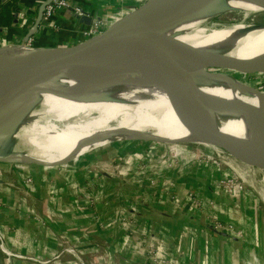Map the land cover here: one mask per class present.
Instances as JSON below:
<instances>
[{"label": "crops", "instance_id": "obj_1", "mask_svg": "<svg viewBox=\"0 0 264 264\" xmlns=\"http://www.w3.org/2000/svg\"><path fill=\"white\" fill-rule=\"evenodd\" d=\"M40 1L18 0V6L25 14L20 20L29 25ZM68 1L79 3L93 16L111 11L123 3H132V0ZM53 20L57 24L56 29L41 22L40 30L33 36L34 42L45 44L63 38L73 39L90 26L76 22L71 7L57 9ZM3 27L0 42L5 43L21 38V29L25 26L22 28L11 22ZM181 150L184 153L179 154L182 170L171 172L168 168L161 174L153 167L144 168L145 171L142 170L136 179L131 180L132 183L126 185H117L111 172H105L101 166H92L93 161H110L104 158L106 153L102 150L85 154L60 168L43 166L39 170L40 180L35 179L27 187L30 192L28 202L33 212L19 201L18 197L22 195H15L16 188L0 189L3 243L28 254L57 256L55 260L47 258L41 262L47 264H56L55 261L65 253V244H72L76 252L90 253L91 256L102 245L110 249L114 247L121 257L136 264H160V261L158 263L143 254L146 246L152 247L168 264H244L253 254L258 256L260 264H264V210L258 209L256 199L247 192L225 194L216 178L225 173L224 170L211 161L189 159V148ZM209 150L213 151L210 147ZM22 169L17 171L22 172ZM27 169L30 175L37 173L31 166ZM20 172L16 176L21 175ZM37 207L46 213L44 228L33 224L36 219L34 212L38 211L34 208ZM121 207L123 214L133 213L138 220L136 234L145 238L141 250L134 245L130 247L124 238L123 224L119 225L113 217ZM214 219L230 222L242 234L229 236L224 231H215L211 226ZM14 223H22L25 228L11 230ZM29 224H33L31 231L26 228ZM2 261L11 264L4 259ZM27 262L22 258L12 261L13 264Z\"/></svg>", "mask_w": 264, "mask_h": 264}, {"label": "bare ground", "instance_id": "obj_2", "mask_svg": "<svg viewBox=\"0 0 264 264\" xmlns=\"http://www.w3.org/2000/svg\"><path fill=\"white\" fill-rule=\"evenodd\" d=\"M230 10H242V17L231 22H211L214 13ZM258 10H264L263 0H209L194 7L189 15L154 32L188 42L214 56L246 63L252 58L264 57V24L249 27L243 24L249 12ZM27 50L25 45L8 44L0 48V60ZM180 57L188 68L189 77L188 80L182 74V89L197 112L218 132L234 141L246 146V143L264 146V90L258 93L259 88L250 87L225 71L200 73L198 63L184 54ZM160 65L157 58L148 67L134 70L90 58L54 83L29 92L22 98L20 107L4 119L8 124L13 118L8 131L28 146L27 152H19L15 158L55 165L118 137L205 144L184 124L171 102L151 103L155 100L153 97L168 94L162 70L159 69L160 73L156 70ZM204 78L223 82L228 93L205 89ZM233 102L250 106L217 119L216 109ZM214 117L216 120H212ZM47 144L56 147L45 158L35 150ZM64 146L74 149L67 152ZM34 147L35 150L30 149ZM251 148L262 152V149ZM241 164L248 169L253 167Z\"/></svg>", "mask_w": 264, "mask_h": 264}, {"label": "water", "instance_id": "obj_3", "mask_svg": "<svg viewBox=\"0 0 264 264\" xmlns=\"http://www.w3.org/2000/svg\"><path fill=\"white\" fill-rule=\"evenodd\" d=\"M49 1L41 0L37 4L36 15L29 25L20 20V18H24L25 14L21 12L18 0L16 1L17 7L11 12L12 22L22 28L25 26L21 29V42L10 41L1 44L0 48L11 44L25 45L28 50L11 58L0 60V128L3 129L9 124L11 125L13 118L8 124L4 119L20 107L22 98L26 94L39 87L54 83L64 73L86 64L90 58L106 65L129 67L134 70L148 67L157 58H160L161 65L156 70L157 72L160 71L159 69L162 70L160 72L169 99L189 130L235 172L244 173L251 178L264 179V153L218 132L189 103L182 89L181 77L183 74L186 78L188 68L180 54H184L198 63V71L204 74L211 70L231 71L232 75L264 73V57L252 58L243 63L236 58L214 56L212 52L188 42L170 36L158 35L154 32L156 28L189 15L194 7L209 0H144L138 5H130L124 14L100 31L45 44H37L33 40L28 43V39L40 30L43 10ZM2 2L3 0L0 4ZM74 3L80 6L79 3ZM81 8V13L74 12L76 22L91 24L93 15L83 7ZM243 24L249 27L264 24V21H245ZM3 29L5 28L0 25V33ZM187 78L189 80L188 76ZM253 88L257 89L254 86ZM194 90L197 91L195 88ZM257 91L259 93L262 89H257ZM249 106V104L233 102L222 109H216L215 113L218 114L219 118L217 119L220 120L221 117H227ZM212 120H216V118L214 117ZM11 157L12 155L0 154V160H7ZM241 163L253 167L248 169Z\"/></svg>", "mask_w": 264, "mask_h": 264}, {"label": "rangeland", "instance_id": "obj_4", "mask_svg": "<svg viewBox=\"0 0 264 264\" xmlns=\"http://www.w3.org/2000/svg\"><path fill=\"white\" fill-rule=\"evenodd\" d=\"M241 17H242V10L218 11L210 17V19L212 20L210 21L216 23H221L225 21L231 22L238 20ZM247 19L250 22L264 21V10L249 12V14L246 15L245 21H248ZM33 39L34 37L31 38V40ZM15 42H21V38L17 39V41ZM5 43L0 42V45ZM228 73H231V71H229ZM233 76H236L242 82L246 81V83L250 87H252L251 85H253L254 87L259 88L260 90L261 89L264 90V73H251L248 75L238 74ZM203 84L205 89L209 87L222 93H228L229 91L226 84L217 80L204 78ZM153 99L155 100L151 101V103L158 102V104H163V103L171 102L168 94L153 97ZM9 125L5 126L6 128L5 127L3 129L0 128V154L10 155V156L12 155L10 159L0 160V189L2 190L3 188L5 190L8 187L16 188L17 191L15 192V195L17 196H19L18 194L22 195L18 197L19 201L22 204L28 206L29 212L30 211L33 212L28 202L30 192L27 187L35 179L40 180L39 170L46 165L36 162H28L25 160L21 161L13 157V154L17 155L19 152L20 153L25 151L27 152L28 146H24L23 144H21V141L18 138H15L12 134H10L9 131H7L11 126ZM142 138H146V137L134 136L131 138H123V137H118L115 139L113 138L109 140L108 143L96 147L84 154L82 153L76 155L74 157H71L70 159H67L66 161H63L55 165H50L47 167L60 168L72 164L74 160H77L81 156L85 154H89L90 152L102 150L101 152L106 153L108 150L114 147L117 149V156L114 159L110 160L109 162H101V163H96L93 161L91 164L92 166H101V168H103L105 172H111L112 179H115L113 182H115L117 185H120L121 183L126 185L127 183H132V181L136 179L137 174H141L140 172L144 170V168L150 169L153 167L155 168L156 172L159 171L161 174H164L167 171L166 169L168 168H170L169 170L171 172H173L175 169L178 171L180 169L182 170L183 167L181 166L180 163L181 159L179 158L180 156L179 154L182 153L183 155L184 153L182 152L181 148L186 147L189 148L188 151L189 159L192 160L193 158L194 159L199 158L201 159V161L202 160L211 161V163H213V165L216 166L217 168L221 167L225 173H222L219 176H217L216 177L217 180H219L221 177L235 179L243 187V189L238 191L237 193L239 192L251 193L252 198L256 199L255 201L258 209L260 208V210H264V179H261L259 177L251 178L249 176L247 177L244 173L240 174L235 172L233 169L228 167L226 163H224L217 154L209 150V147H207L202 143H196V142L166 143L162 141L153 140L152 138L151 139L150 138L142 139ZM246 144L250 147L262 149V153H264V146H260L258 144H252V143H246ZM55 147L56 146L54 144H47L44 146L37 147V149L35 147L34 149L33 148L30 149L32 150L36 149L35 151H37L43 157L47 158L51 153L54 152ZM63 149L69 152V151H73L74 147L64 146ZM145 158L148 160L147 161L144 160ZM30 166L33 167L34 168L33 170L37 171V173L30 175L27 169ZM20 168L21 169L23 168L22 172L17 171V170H21ZM159 168H161V170ZM18 172H20L21 175L16 176L17 174H19ZM108 179H110V177ZM152 180H156V179H152ZM221 190L223 191V189ZM224 193L229 195L226 192ZM196 206H198V204H196ZM34 209L35 211H37L38 209V211L34 212L36 215L34 218L36 219H34L35 221L33 224H36V226H43L44 228L43 225L45 224L44 214L46 213L43 214V212H41V209L39 207ZM116 211H117L116 214L115 212L113 213L114 214L113 217H115V219L117 220L116 222L119 225L120 223L123 224L124 226L123 228L125 232L124 233L125 241L128 242L130 247L131 245L132 246L134 245L137 247V249L141 250V248H143L142 247L143 239L145 238L136 234L135 226L138 223L136 216L133 213L132 214L130 213L129 215L126 213L123 214L122 207L118 208ZM28 216L30 215L28 214ZM214 220L216 222H220L218 219H214ZM221 223H225V222H221ZM31 225L29 224L28 226H26V228L30 231L32 230ZM23 228H25V226L22 225V223H14V227L11 230L16 229L17 231H20V229ZM41 230L42 229H39L38 231L42 232ZM137 236H139V238H137ZM2 240H3V236L0 234V250H1L0 264H5V262L2 261V259L7 260L6 262H11V264H13L12 261L14 258H22V260H27L28 262L26 264H47L41 262L43 260H46L47 258L54 260L57 259V256L52 257V255H50V257H45L43 254L40 255H38L37 253L28 254L15 249L13 250L4 243V246L7 248V250H9V254H8L6 251L2 249L1 244L4 242V240L3 241ZM10 240L12 241L11 237ZM65 240L69 241L68 237H65ZM112 243L114 244V242ZM103 246L104 245L100 246L99 248H96L95 252L91 256L90 253L81 254L79 252H76L72 244H65L63 246L64 249H66L65 253L60 256L59 260H56L55 262L56 264H136V262L131 259H125L121 257L120 253H116L114 247L110 249L109 247H103ZM142 252H144L143 254L149 255L150 258L156 259L158 263L160 261V264H168L167 261H163V258H161L157 252L153 251L152 247L146 246L145 251ZM253 257H255L254 260L255 263L260 264V260L258 256L256 254H253L250 260ZM68 258L71 259V261H67ZM6 264H10V263H6Z\"/></svg>", "mask_w": 264, "mask_h": 264}, {"label": "built area", "instance_id": "obj_5", "mask_svg": "<svg viewBox=\"0 0 264 264\" xmlns=\"http://www.w3.org/2000/svg\"><path fill=\"white\" fill-rule=\"evenodd\" d=\"M1 1L2 0H0V2ZM143 1L144 0H132V3L129 4L123 3L120 4V6H116V8L112 9L111 11H105L103 14H98L97 16L94 15L89 28L83 30V34L100 31L101 29L105 28L114 19L124 14L125 11L130 8V5H138ZM64 7H71L73 12L76 13L82 12L81 6L75 3H71L68 0H50L44 7L41 22L46 23V26L48 27L56 29L57 24L53 20V15L57 9ZM21 12L24 13L22 10ZM29 42H31V38L28 39V43ZM218 183L220 187L223 189V191L228 193L229 195H235L238 191L243 189L242 185H240V183L233 178L221 177L218 180ZM211 225L215 229L226 232L229 236H237L242 234V231L240 229L235 228L230 222L221 223L213 220ZM1 246L2 249L9 254V250H7V248L4 246V243H2ZM252 259L253 260L250 261L245 260L244 264H256L254 261L255 257H253Z\"/></svg>", "mask_w": 264, "mask_h": 264}, {"label": "trees", "instance_id": "obj_6", "mask_svg": "<svg viewBox=\"0 0 264 264\" xmlns=\"http://www.w3.org/2000/svg\"><path fill=\"white\" fill-rule=\"evenodd\" d=\"M17 0H6L0 4V25L9 26L12 22V11L15 9ZM117 156V149L112 148L104 155L105 159L112 160Z\"/></svg>", "mask_w": 264, "mask_h": 264}]
</instances>
